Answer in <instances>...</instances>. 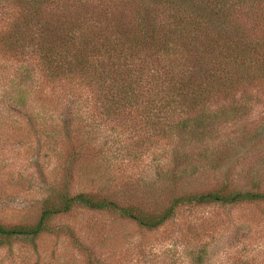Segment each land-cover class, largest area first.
Wrapping results in <instances>:
<instances>
[{"label": "rangeland", "instance_id": "1", "mask_svg": "<svg viewBox=\"0 0 264 264\" xmlns=\"http://www.w3.org/2000/svg\"><path fill=\"white\" fill-rule=\"evenodd\" d=\"M31 68L27 111L0 97V224L34 225L47 200L78 193L158 212L186 193L264 191V95L236 120L216 118L210 143L175 149L143 131L146 115L109 116L88 85L65 93ZM8 80L0 84L10 88ZM175 153L192 155L191 163ZM180 164L186 174L166 172ZM48 226L35 243L1 246L0 264H264V201L182 205L152 228L76 206Z\"/></svg>", "mask_w": 264, "mask_h": 264}, {"label": "trees", "instance_id": "2", "mask_svg": "<svg viewBox=\"0 0 264 264\" xmlns=\"http://www.w3.org/2000/svg\"><path fill=\"white\" fill-rule=\"evenodd\" d=\"M33 64L48 82L64 84L65 93L88 85L107 115L144 114L143 131L175 149L199 147L212 141L216 118L236 120L264 95V0H0V82L9 79L10 87L1 83L0 97L12 100L9 109L27 111ZM181 155L192 159L173 158ZM166 172L186 174L181 164ZM256 201H264V191L222 186L172 197L162 211L147 212L94 194L65 195L47 200L34 225L0 224V247L35 243L53 216L76 206L152 228L182 205Z\"/></svg>", "mask_w": 264, "mask_h": 264}]
</instances>
